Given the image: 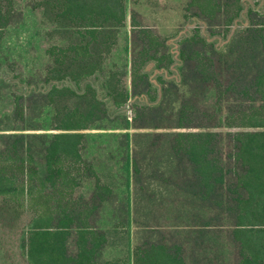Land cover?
Masks as SVG:
<instances>
[{
    "label": "trees",
    "instance_id": "obj_1",
    "mask_svg": "<svg viewBox=\"0 0 264 264\" xmlns=\"http://www.w3.org/2000/svg\"><path fill=\"white\" fill-rule=\"evenodd\" d=\"M16 2L0 0V42ZM33 2L59 42L38 86L18 77L22 126L0 133V250L12 234L27 264H129L103 258L119 227L100 224L104 206L117 200L125 227L129 207L82 131L128 102L104 68L126 0ZM183 17L194 25L172 42L131 13L132 264H264V0H187ZM30 96L54 109L56 132H25L39 129L24 124Z\"/></svg>",
    "mask_w": 264,
    "mask_h": 264
},
{
    "label": "rangeland",
    "instance_id": "obj_2",
    "mask_svg": "<svg viewBox=\"0 0 264 264\" xmlns=\"http://www.w3.org/2000/svg\"><path fill=\"white\" fill-rule=\"evenodd\" d=\"M186 2L187 0H126L127 19L125 25L120 29L117 45L105 59L104 68L106 75L113 76L115 82L121 80L125 84L128 102L119 112H114L109 118L89 129L82 130L87 135L85 158L93 163L97 174L104 182L113 184L117 195L116 199L126 202L129 207L127 227L122 225L124 215L119 210L120 205L117 200L106 204L103 208L100 224L104 228H112L113 225L119 226L115 234L117 244L104 249L103 258L105 259L125 257L129 264H132V252L135 245L131 160L135 146L133 134L137 130L132 125L134 111L131 99V13L133 10H137L145 24L154 27L162 36L172 37L171 41L176 42L177 38L174 37L187 33L194 25L187 24L184 20ZM33 4V0H17L16 22L7 28L5 37L0 42V66L8 64L5 67L6 73L0 67V133L8 127L22 126V122L14 120L12 116L14 109L12 94L25 92L15 84L18 77L21 76L25 82L32 81L38 86L37 82L45 74L50 62L46 50L51 43L59 42L58 39H52L49 36V27L43 17L42 10L33 7ZM156 73L157 71L153 73V76ZM152 94L155 93L152 91ZM24 105L26 112V123L24 122V124L39 128L25 132L49 134L56 132L51 128L54 113L51 106L44 105L42 100L36 101L32 96L24 100ZM151 158L152 154L148 155V162ZM92 189V182H85L81 190L88 194ZM160 217V220L164 219L162 216ZM180 220L170 217L168 223L177 224L175 222H180ZM159 222L164 223L163 221ZM5 235L3 250H0V264H27L14 241L16 236Z\"/></svg>",
    "mask_w": 264,
    "mask_h": 264
}]
</instances>
